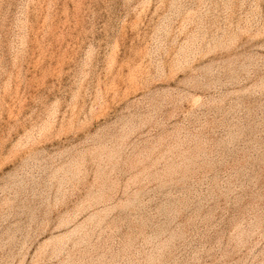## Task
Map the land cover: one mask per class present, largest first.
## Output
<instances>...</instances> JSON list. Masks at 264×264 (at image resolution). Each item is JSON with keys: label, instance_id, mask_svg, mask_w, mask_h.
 Returning <instances> with one entry per match:
<instances>
[{"label": "rangeland", "instance_id": "obj_1", "mask_svg": "<svg viewBox=\"0 0 264 264\" xmlns=\"http://www.w3.org/2000/svg\"><path fill=\"white\" fill-rule=\"evenodd\" d=\"M0 264H264V0H0Z\"/></svg>", "mask_w": 264, "mask_h": 264}]
</instances>
